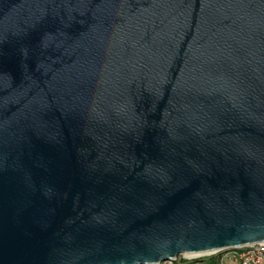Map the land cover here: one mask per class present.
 Wrapping results in <instances>:
<instances>
[{
  "label": "water",
  "instance_id": "95a60500",
  "mask_svg": "<svg viewBox=\"0 0 264 264\" xmlns=\"http://www.w3.org/2000/svg\"><path fill=\"white\" fill-rule=\"evenodd\" d=\"M263 242L264 0H0V264Z\"/></svg>",
  "mask_w": 264,
  "mask_h": 264
},
{
  "label": "built area",
  "instance_id": "2783aa9c",
  "mask_svg": "<svg viewBox=\"0 0 264 264\" xmlns=\"http://www.w3.org/2000/svg\"><path fill=\"white\" fill-rule=\"evenodd\" d=\"M220 253L210 254L208 258L217 257ZM188 264H204L199 260H185ZM264 264V242L239 248L237 250L227 251L224 259H220V264ZM164 264H175V262H166Z\"/></svg>",
  "mask_w": 264,
  "mask_h": 264
},
{
  "label": "rangeland",
  "instance_id": "374dc122",
  "mask_svg": "<svg viewBox=\"0 0 264 264\" xmlns=\"http://www.w3.org/2000/svg\"><path fill=\"white\" fill-rule=\"evenodd\" d=\"M225 254H226V252H223V253H220L218 256H220V259H224V257H225ZM208 257H209V255H206V256H201L200 258H194V259H191V258H187L186 256H180L178 259H177V261L175 262V264H181V262L183 261V260H189V259H191V260H193V261H197V260H206V259H208ZM190 264H194V263H190ZM228 264H234L233 262L231 263V262H228Z\"/></svg>",
  "mask_w": 264,
  "mask_h": 264
},
{
  "label": "trees",
  "instance_id": "16d2710c",
  "mask_svg": "<svg viewBox=\"0 0 264 264\" xmlns=\"http://www.w3.org/2000/svg\"><path fill=\"white\" fill-rule=\"evenodd\" d=\"M199 261L204 264H220V256L208 258L206 260H199ZM181 264H188V263L185 260H183Z\"/></svg>",
  "mask_w": 264,
  "mask_h": 264
},
{
  "label": "bare ground",
  "instance_id": "6f19581e",
  "mask_svg": "<svg viewBox=\"0 0 264 264\" xmlns=\"http://www.w3.org/2000/svg\"><path fill=\"white\" fill-rule=\"evenodd\" d=\"M201 256H202V254L186 255L187 258H191V259L198 258V257H201Z\"/></svg>",
  "mask_w": 264,
  "mask_h": 264
}]
</instances>
